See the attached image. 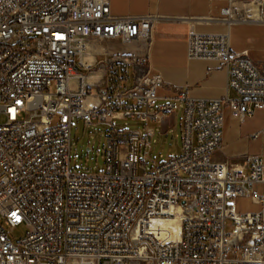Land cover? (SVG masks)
I'll return each instance as SVG.
<instances>
[{
  "label": "built area",
  "instance_id": "2783aa9c",
  "mask_svg": "<svg viewBox=\"0 0 264 264\" xmlns=\"http://www.w3.org/2000/svg\"><path fill=\"white\" fill-rule=\"evenodd\" d=\"M247 2L264 16V0ZM156 18L115 16L109 0H0V264H264V158L246 155L242 167L211 158L221 145L224 107L239 118L264 108V73L231 50L228 30L190 28L186 51L225 67L235 98L180 91L163 99L162 78L148 65L123 91L74 72L87 40H148ZM242 19L231 3L220 9L226 26ZM139 62L122 60L125 67ZM91 95L98 101L88 105ZM178 103L181 150L145 170L139 152L152 128L111 122H159ZM73 117L105 124L102 170L71 171ZM237 197L261 211L237 212ZM175 206L180 237L162 240L150 221ZM20 226L23 234L11 233Z\"/></svg>",
  "mask_w": 264,
  "mask_h": 264
},
{
  "label": "crops",
  "instance_id": "0c3cea01",
  "mask_svg": "<svg viewBox=\"0 0 264 264\" xmlns=\"http://www.w3.org/2000/svg\"><path fill=\"white\" fill-rule=\"evenodd\" d=\"M244 1L109 0L110 12L115 16L156 15L150 38L130 42L89 39L83 57V62L88 64H74L86 69V73L75 69L74 72L82 73L87 83L102 84L109 67L118 70L123 65L122 60L136 58L143 60L145 67L149 66L150 74L161 76L162 85L157 88V94L163 99L180 91L190 98H235L234 91L228 87L226 68L216 60L188 58L187 38L190 28L213 33L227 29L231 50L245 54L264 73V21L242 19L226 26L218 20L221 8L230 3L240 6ZM222 115L221 145L211 153V158L222 165L236 167L244 166L246 155L264 158V108L239 118L224 107ZM254 203L259 207L248 211H261L262 205Z\"/></svg>",
  "mask_w": 264,
  "mask_h": 264
},
{
  "label": "rangeland",
  "instance_id": "374dc122",
  "mask_svg": "<svg viewBox=\"0 0 264 264\" xmlns=\"http://www.w3.org/2000/svg\"><path fill=\"white\" fill-rule=\"evenodd\" d=\"M255 4L249 2L236 6L238 15L244 16L247 19H258L254 15L253 10L256 8ZM264 8V7H263ZM250 10V18L248 13L244 12ZM255 11V10H254ZM144 62L141 60L139 64H128L126 69L127 77L124 78L119 85V90H125L129 85L135 82V77L142 73ZM75 70L86 73V69L73 66ZM89 72V71H87ZM105 78V77H104ZM125 98L120 99V103H124ZM96 100H87V104H94ZM162 100H157L160 103ZM183 114V105L178 103V107L170 113L164 115L159 122H143L137 118H118L113 119L112 124L115 129H142L144 131L146 126L152 128V136L148 145L140 148L139 157L144 161L145 170L152 169L155 164H160L165 161L169 156L178 155L181 150V135L180 126ZM4 116L0 115V122L3 121ZM106 126L104 123L86 124L83 119L79 117L72 118L71 126V146H70V159L69 166L73 172H97L102 170L104 165L103 150H104V132ZM235 206L237 212H244L253 208L259 207L250 198L237 197L235 199ZM25 227L20 226L13 230L11 233L23 234Z\"/></svg>",
  "mask_w": 264,
  "mask_h": 264
},
{
  "label": "bare ground",
  "instance_id": "6f19581e",
  "mask_svg": "<svg viewBox=\"0 0 264 264\" xmlns=\"http://www.w3.org/2000/svg\"><path fill=\"white\" fill-rule=\"evenodd\" d=\"M252 5L255 4L256 8L253 10L254 15H256L258 17V19H264V16L261 14V10L259 8V4L255 3V2H249ZM235 9L237 10L236 6ZM245 13L247 12L249 16H247L248 18H250V10H246L244 11ZM255 19V18H254ZM257 20V19H255ZM86 52H84L81 56V62H83V57L85 55ZM84 64H88V63H84ZM85 83H87V81L84 78ZM86 99L87 100H96V102L98 101L97 97L95 96H89L86 97L84 99V102L86 103ZM92 105V104H90ZM182 210L179 206H175L172 208V211L170 213V215H168L167 217H154L152 218V220L150 221L149 224V228L151 229V231L153 233H155V235H157L159 238H161L162 240H176L180 237V220L182 218Z\"/></svg>",
  "mask_w": 264,
  "mask_h": 264
},
{
  "label": "trees",
  "instance_id": "16d2710c",
  "mask_svg": "<svg viewBox=\"0 0 264 264\" xmlns=\"http://www.w3.org/2000/svg\"><path fill=\"white\" fill-rule=\"evenodd\" d=\"M120 72H119V71ZM112 69L111 67H109L106 71L107 74V79L111 85V89L112 91L116 89V85H120V82L127 77L126 74V69H125V65L123 64L122 67L120 69Z\"/></svg>",
  "mask_w": 264,
  "mask_h": 264
},
{
  "label": "water",
  "instance_id": "95a60500",
  "mask_svg": "<svg viewBox=\"0 0 264 264\" xmlns=\"http://www.w3.org/2000/svg\"><path fill=\"white\" fill-rule=\"evenodd\" d=\"M147 138H149V137L147 136Z\"/></svg>",
  "mask_w": 264,
  "mask_h": 264
}]
</instances>
